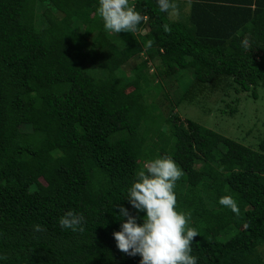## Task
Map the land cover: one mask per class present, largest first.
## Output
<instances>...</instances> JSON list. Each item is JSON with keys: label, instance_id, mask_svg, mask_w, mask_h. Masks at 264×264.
I'll return each instance as SVG.
<instances>
[{"label": "trees", "instance_id": "obj_1", "mask_svg": "<svg viewBox=\"0 0 264 264\" xmlns=\"http://www.w3.org/2000/svg\"><path fill=\"white\" fill-rule=\"evenodd\" d=\"M175 2L177 18L129 0L144 20L115 33L98 0H0L4 264H140L116 246L119 206L136 215L127 188L165 154L183 172L176 206L199 233L198 264H264V139L255 149L177 111L221 93L233 116L241 94L258 99L264 0ZM170 79L187 85L166 115L157 100ZM224 195L238 213L218 203ZM70 210L85 216L82 232L60 227Z\"/></svg>", "mask_w": 264, "mask_h": 264}, {"label": "clouds", "instance_id": "obj_2", "mask_svg": "<svg viewBox=\"0 0 264 264\" xmlns=\"http://www.w3.org/2000/svg\"><path fill=\"white\" fill-rule=\"evenodd\" d=\"M161 12L178 14L175 0H156ZM97 14L108 32H135L144 17L130 5L129 0H98ZM165 31L170 30L164 25ZM247 39L242 41L247 46ZM183 172L170 155H158L138 171L127 188L125 199L136 215L128 208L119 206L120 230L113 233L117 248L128 255L141 257L140 264H198L192 255L191 245L199 235L196 228L189 226L190 214L177 208L176 182ZM220 205L238 213L236 200L231 195L221 196ZM139 213H145L140 217ZM142 221V222H141ZM85 216L76 211H68L59 219L62 229L83 231ZM36 233L45 229L33 224ZM6 256L0 255V264Z\"/></svg>", "mask_w": 264, "mask_h": 264}, {"label": "rangeland", "instance_id": "obj_3", "mask_svg": "<svg viewBox=\"0 0 264 264\" xmlns=\"http://www.w3.org/2000/svg\"><path fill=\"white\" fill-rule=\"evenodd\" d=\"M177 16L176 13L172 14L173 18ZM138 62L139 60L132 59L124 67L125 73H131ZM163 83L167 98H159L157 104L168 115L179 88L185 89L187 83L186 81L178 83L174 79L163 81ZM259 92L258 99L241 94L238 111L233 116L224 113V111L230 112L227 104L231 102V97L223 96L221 93L208 94L197 104H182L177 111L183 119L197 120L209 128L258 149L261 140L264 139V91L260 89Z\"/></svg>", "mask_w": 264, "mask_h": 264}]
</instances>
